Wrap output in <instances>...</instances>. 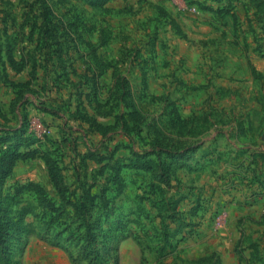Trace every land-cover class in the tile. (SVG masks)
I'll list each match as a JSON object with an SVG mask.
<instances>
[{
    "label": "rangeland",
    "instance_id": "374dc122",
    "mask_svg": "<svg viewBox=\"0 0 264 264\" xmlns=\"http://www.w3.org/2000/svg\"><path fill=\"white\" fill-rule=\"evenodd\" d=\"M0 264H264V0H0Z\"/></svg>",
    "mask_w": 264,
    "mask_h": 264
},
{
    "label": "crops",
    "instance_id": "0c3cea01",
    "mask_svg": "<svg viewBox=\"0 0 264 264\" xmlns=\"http://www.w3.org/2000/svg\"><path fill=\"white\" fill-rule=\"evenodd\" d=\"M64 256V255H63Z\"/></svg>",
    "mask_w": 264,
    "mask_h": 264
}]
</instances>
